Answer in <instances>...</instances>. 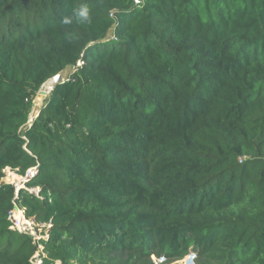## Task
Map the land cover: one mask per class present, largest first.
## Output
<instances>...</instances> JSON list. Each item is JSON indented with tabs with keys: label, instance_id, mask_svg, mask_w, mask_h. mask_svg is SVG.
Masks as SVG:
<instances>
[{
	"label": "trees",
	"instance_id": "obj_1",
	"mask_svg": "<svg viewBox=\"0 0 264 264\" xmlns=\"http://www.w3.org/2000/svg\"><path fill=\"white\" fill-rule=\"evenodd\" d=\"M157 248L264 264V0H0V264Z\"/></svg>",
	"mask_w": 264,
	"mask_h": 264
},
{
	"label": "rangeland",
	"instance_id": "obj_2",
	"mask_svg": "<svg viewBox=\"0 0 264 264\" xmlns=\"http://www.w3.org/2000/svg\"><path fill=\"white\" fill-rule=\"evenodd\" d=\"M74 72V68L68 67L65 70L61 72L62 80L66 81L72 73ZM40 90H43V87H41ZM40 90L37 92L35 95L33 101H32V106L29 114V119H28V125L30 124L31 121H33L37 115L39 114L40 108L45 104V101L48 97L40 95ZM16 175V178L13 177H4L3 181L10 183L13 185L15 190L18 188L17 186H21V184H24L23 181L21 180L22 178H26L20 175ZM9 179V181H8ZM22 182V183H21ZM25 186V184H24ZM29 191L32 192H38V189L33 188V189H28ZM44 229V225H38V228L35 227L34 229V240H38L40 238L41 232ZM48 228H46L47 230ZM46 239L47 236H44ZM39 251L34 255V257H37V255L42 251V247H38ZM127 257L124 258V260L127 261ZM53 264H62L61 261L57 260ZM75 264V263H72ZM127 264H212L206 256L202 255L199 256L197 255L196 251H193L190 249L184 256H182L179 259L171 258L170 256L166 255L163 253V251L159 248L155 249L154 251H149L148 253H143V254H135L130 258V261L127 262Z\"/></svg>",
	"mask_w": 264,
	"mask_h": 264
},
{
	"label": "built area",
	"instance_id": "obj_3",
	"mask_svg": "<svg viewBox=\"0 0 264 264\" xmlns=\"http://www.w3.org/2000/svg\"><path fill=\"white\" fill-rule=\"evenodd\" d=\"M81 64H82V62L79 61L77 65L80 66ZM14 173H16V172L12 171L9 168H6L4 170V177L7 176V177L10 178L13 175L16 176ZM36 173H37L36 167L32 168V169H29L26 172V175L23 176V177H26V178L25 179L22 178L21 180L25 184L28 180H30L32 177H34L36 175ZM8 181H9V179H8ZM24 184H21V186H23V188H25ZM17 187L18 188L16 189V193H17V190L19 189V185ZM36 189H38V188H36ZM29 192L34 193L35 195H38V192H35V191L34 192L29 191ZM9 220H10V222L12 224L11 229L16 230L17 232H19L21 234L29 235L32 238L34 237V229H35L36 224L34 223L33 220L27 219L25 217L24 211L22 209H20L16 204L13 205V209L9 213ZM44 226H46V228L50 227L49 225H44ZM33 264H41V261L39 259L35 258V260L33 261Z\"/></svg>",
	"mask_w": 264,
	"mask_h": 264
},
{
	"label": "water",
	"instance_id": "obj_4",
	"mask_svg": "<svg viewBox=\"0 0 264 264\" xmlns=\"http://www.w3.org/2000/svg\"><path fill=\"white\" fill-rule=\"evenodd\" d=\"M138 3V1L136 2ZM65 81L62 80V76H61V73H58L57 75H55L52 79L46 81L42 87H43V90H40V95L46 97L47 95H49V93L55 88V86L57 85H60L62 83H64ZM48 83H50V86L48 89H46L45 86L48 85ZM38 116V115H37ZM32 122V121H31ZM23 186H19V189L17 190V192L22 189Z\"/></svg>",
	"mask_w": 264,
	"mask_h": 264
},
{
	"label": "clouds",
	"instance_id": "obj_5",
	"mask_svg": "<svg viewBox=\"0 0 264 264\" xmlns=\"http://www.w3.org/2000/svg\"><path fill=\"white\" fill-rule=\"evenodd\" d=\"M77 17L80 19H87L88 17V11L86 8L81 9L78 13H77ZM68 21H65V23H67Z\"/></svg>",
	"mask_w": 264,
	"mask_h": 264
},
{
	"label": "bare ground",
	"instance_id": "obj_6",
	"mask_svg": "<svg viewBox=\"0 0 264 264\" xmlns=\"http://www.w3.org/2000/svg\"><path fill=\"white\" fill-rule=\"evenodd\" d=\"M49 86H50V83H48V85L47 86H45L46 87V89H48L49 88ZM13 178H16V176H12Z\"/></svg>",
	"mask_w": 264,
	"mask_h": 264
}]
</instances>
